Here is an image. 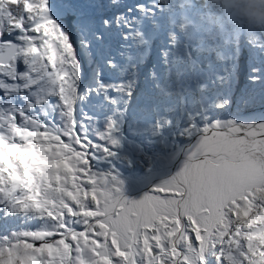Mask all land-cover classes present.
Here are the masks:
<instances>
[{
	"label": "snow or ice",
	"instance_id": "snow-or-ice-1",
	"mask_svg": "<svg viewBox=\"0 0 264 264\" xmlns=\"http://www.w3.org/2000/svg\"><path fill=\"white\" fill-rule=\"evenodd\" d=\"M188 7L0 0V264H264V31Z\"/></svg>",
	"mask_w": 264,
	"mask_h": 264
},
{
	"label": "bare ground",
	"instance_id": "bare-ground-1",
	"mask_svg": "<svg viewBox=\"0 0 264 264\" xmlns=\"http://www.w3.org/2000/svg\"><path fill=\"white\" fill-rule=\"evenodd\" d=\"M225 0H211L209 2H205L204 3V8H202V11L198 12V20L197 22H204L206 21L208 24H213V23H220L222 20L224 19H227L226 18V15H224V13L220 10L219 8V4L220 2H224ZM131 2V0H130ZM246 5H249V3H246ZM234 7H238L237 5H235ZM205 12H207L205 14ZM195 12L191 13V15L193 17H195ZM242 18L240 19H243L244 21V25L247 27V26H251L255 29H258V30H261V31H264V28H259L255 25V21L254 19L252 18L251 14H246L245 12V8L242 7ZM239 19V18H238ZM189 23H191V21H189ZM251 55V59L249 58ZM242 59H245V61L247 62V65L249 63L253 64V65H256L257 62H260L262 61L261 63H264V54L261 53L260 49H254V50H249V49H245L244 52H243V57ZM152 61L149 60L148 61V64H146L145 66H143L144 69H148L149 66L151 65ZM217 64H219L217 62ZM246 73H247V68H243L242 72H241V75H242V89H244L246 87V79H245V76H246ZM140 74L143 76L144 75V71L141 70L140 71ZM241 89V90H242ZM241 92V91H240ZM235 106H236V103H235ZM235 106H234V109H235ZM264 106L262 105H256L254 107H249V108H245L244 111L247 112L248 110L251 111V113H243L244 116H253L255 118H259L260 114H262V109H263ZM233 109V110H234ZM124 180H125V183L126 185L128 186L127 184V178L125 177H122ZM137 190L135 189L134 193L135 194H142V191H143V188L140 186V185H137Z\"/></svg>",
	"mask_w": 264,
	"mask_h": 264
},
{
	"label": "rangeland",
	"instance_id": "rangeland-1",
	"mask_svg": "<svg viewBox=\"0 0 264 264\" xmlns=\"http://www.w3.org/2000/svg\"><path fill=\"white\" fill-rule=\"evenodd\" d=\"M239 2L241 3V2H244V3H249V0H239ZM207 12H205V14H206ZM258 30V29H257ZM259 31V30H258ZM247 49V48H246ZM251 50H254V49H251ZM244 61H245V59H242L241 60V71L239 72V76H238V80H237V82H236V84H235V86H234V94H233V96H232V109H230V111H232L233 109H234V106H235V103H236V98H237V96H239L240 95V91H241V89H242V75H241V72H242V70H243V63H244ZM261 62L262 61H260V62H257L256 63V65H259V64H261ZM220 67V64H217V68H219ZM144 71V75L142 76L141 74H140V76H141V81L143 82V78L146 76V74H147V72H148V69L146 68V69H144L143 70ZM243 113H251V111H247V112H245L244 110H243ZM127 176H128V173H124V175L122 176V177H125V178H127ZM123 179V178H122ZM127 184H128V186L126 185V183H125V186H124V192H125V195L126 196H128V197H130V198H138L141 194H135L134 193V191H135V189L137 190V186H136V184H129L128 182H127ZM13 227H20L21 226V224H20V221L19 220H17L13 225H12ZM0 230H2V229H0Z\"/></svg>",
	"mask_w": 264,
	"mask_h": 264
},
{
	"label": "clouds",
	"instance_id": "clouds-1",
	"mask_svg": "<svg viewBox=\"0 0 264 264\" xmlns=\"http://www.w3.org/2000/svg\"><path fill=\"white\" fill-rule=\"evenodd\" d=\"M251 16L259 28H264V0H249Z\"/></svg>",
	"mask_w": 264,
	"mask_h": 264
},
{
	"label": "water",
	"instance_id": "water-1",
	"mask_svg": "<svg viewBox=\"0 0 264 264\" xmlns=\"http://www.w3.org/2000/svg\"><path fill=\"white\" fill-rule=\"evenodd\" d=\"M263 60H264V59H263ZM247 67H248L247 62L244 61V63H243V68H247ZM141 70H144V68L142 67ZM262 114H264V107H263V109H262Z\"/></svg>",
	"mask_w": 264,
	"mask_h": 264
}]
</instances>
